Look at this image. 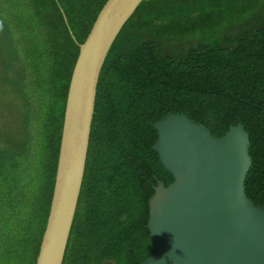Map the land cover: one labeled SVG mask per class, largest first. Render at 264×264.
Segmentation results:
<instances>
[{"label":"trees","instance_id":"1","mask_svg":"<svg viewBox=\"0 0 264 264\" xmlns=\"http://www.w3.org/2000/svg\"><path fill=\"white\" fill-rule=\"evenodd\" d=\"M107 0H0V264H35L78 45ZM264 0H145L96 88L83 180L62 264H141L148 201L172 175L153 127L172 114L221 138L241 124L245 194L264 207Z\"/></svg>","mask_w":264,"mask_h":264},{"label":"water","instance_id":"2","mask_svg":"<svg viewBox=\"0 0 264 264\" xmlns=\"http://www.w3.org/2000/svg\"><path fill=\"white\" fill-rule=\"evenodd\" d=\"M145 0H107L78 45L55 179L35 264H62L83 180L96 88L106 55ZM264 114V110H263ZM153 150L172 175L148 201L153 255L141 264H264V207L245 194L251 166L241 124L221 138L179 114L153 125Z\"/></svg>","mask_w":264,"mask_h":264}]
</instances>
